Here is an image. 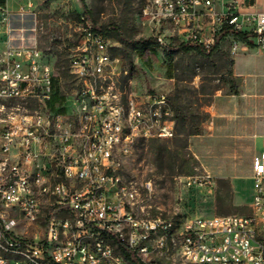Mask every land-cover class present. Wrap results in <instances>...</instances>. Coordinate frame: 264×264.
Here are the masks:
<instances>
[{
    "label": "built area",
    "instance_id": "2783aa9c",
    "mask_svg": "<svg viewBox=\"0 0 264 264\" xmlns=\"http://www.w3.org/2000/svg\"><path fill=\"white\" fill-rule=\"evenodd\" d=\"M251 5L143 0V14L208 50L228 25L232 55L264 53V11H246ZM78 32L69 67L79 84L68 92L61 84L58 92L59 75L37 46L0 49V264H264V149L253 156L249 214L197 215L186 227L150 215L115 155L135 140L173 138L175 109L165 93L124 96L114 87L122 69L110 38L84 17ZM157 40L164 44V34ZM192 182L214 185L210 174ZM144 188L151 193V182ZM42 219L43 236H29L26 228Z\"/></svg>",
    "mask_w": 264,
    "mask_h": 264
},
{
    "label": "rangeland",
    "instance_id": "374dc122",
    "mask_svg": "<svg viewBox=\"0 0 264 264\" xmlns=\"http://www.w3.org/2000/svg\"><path fill=\"white\" fill-rule=\"evenodd\" d=\"M30 1L31 11L21 13ZM259 5L264 8V0ZM4 8L0 49L37 46L55 67L64 92L79 84L69 64L84 17L111 31V54L121 58L117 90L124 96L159 92L169 97L176 112L175 136L135 140L128 151L115 155L123 178L138 182L150 215L186 227L197 215L251 212L252 161L264 139V53L249 47L232 55L229 37L211 55L200 53L181 40L173 25L151 23L143 14V0H9ZM160 34L164 44L157 40ZM149 38L154 43L143 52L134 47L135 41ZM231 60L238 93L227 82ZM206 174L214 185H188V179ZM147 182L151 193L144 188ZM45 228L42 219L26 229L31 237H42Z\"/></svg>",
    "mask_w": 264,
    "mask_h": 264
},
{
    "label": "trees",
    "instance_id": "16d2710c",
    "mask_svg": "<svg viewBox=\"0 0 264 264\" xmlns=\"http://www.w3.org/2000/svg\"><path fill=\"white\" fill-rule=\"evenodd\" d=\"M0 2L2 3V4H5L6 2H5V0H0ZM100 29V28H99ZM100 31L106 36V37H108V35L110 34V30H108V29H100ZM118 34H119V36H120V32H117ZM231 33V28H230V26H228V25H226L223 29H222V31H221V33L219 34V36H218V38H217V40H216V43H215V45L211 48V49H205L204 47H202L201 45H198V44H195V43H191V42H188L187 44H189L190 46H191V48L192 49H194V50H196V51H198V52H200V53H207L208 55H211L214 51H215V49L218 47V45H219V43L222 41V39L223 38H225V37H229V34ZM236 36L238 37V38H240L242 41H244V42H246V43H248V44H252V41L251 40H249V38H248V34L247 33H243V32H237L236 33ZM120 38L122 39V40H124V38L123 37H121L120 36ZM157 42V41H156ZM153 43H154V40L153 39H151V38H149V39H142V40H138V41H135L134 43H133V45H134V47L138 50V51H140V52H143V50L146 48V47H148V46H152L153 45ZM233 64H234V61H230V67H229V70H228V79H227V82L230 84V86H231V89H232V91L234 92V93H238V87H237V83H236V80H235V77H234V74H233V69H232V67H233ZM59 77H58V81H59ZM59 89H60V85L58 86V92H59ZM58 98V96L55 98V99H57ZM54 99V100H55ZM121 248H122V251L124 252V254L128 257V258H130V259H132V257H131V252L129 251V249L127 248V247H125L124 245H121ZM134 262H135V264H138L137 263V259H132Z\"/></svg>",
    "mask_w": 264,
    "mask_h": 264
},
{
    "label": "crops",
    "instance_id": "0c3cea01",
    "mask_svg": "<svg viewBox=\"0 0 264 264\" xmlns=\"http://www.w3.org/2000/svg\"><path fill=\"white\" fill-rule=\"evenodd\" d=\"M8 1L9 0H5V2H8ZM251 3H252L251 6L245 8L246 11H264V8H261L260 5H259V0H251ZM261 149H264V139H263V145H262Z\"/></svg>",
    "mask_w": 264,
    "mask_h": 264
}]
</instances>
